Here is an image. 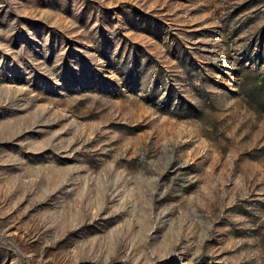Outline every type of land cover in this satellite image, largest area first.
<instances>
[{
	"label": "rangeland",
	"instance_id": "obj_1",
	"mask_svg": "<svg viewBox=\"0 0 264 264\" xmlns=\"http://www.w3.org/2000/svg\"><path fill=\"white\" fill-rule=\"evenodd\" d=\"M0 264H264V0H0Z\"/></svg>",
	"mask_w": 264,
	"mask_h": 264
}]
</instances>
